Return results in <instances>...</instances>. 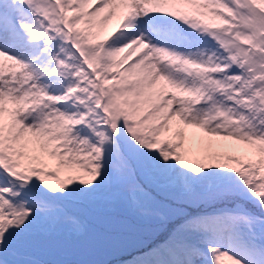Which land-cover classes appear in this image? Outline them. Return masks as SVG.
<instances>
[{"label": "snow or ice", "instance_id": "1", "mask_svg": "<svg viewBox=\"0 0 264 264\" xmlns=\"http://www.w3.org/2000/svg\"><path fill=\"white\" fill-rule=\"evenodd\" d=\"M129 247L264 264V0H0V264Z\"/></svg>", "mask_w": 264, "mask_h": 264}, {"label": "rangeland", "instance_id": "2", "mask_svg": "<svg viewBox=\"0 0 264 264\" xmlns=\"http://www.w3.org/2000/svg\"><path fill=\"white\" fill-rule=\"evenodd\" d=\"M125 219L127 223L130 225L131 230H142L144 232H147L151 227H153L152 224L146 223V222H138L136 221L133 217H131L129 214L125 213ZM134 247H129L126 251L123 252H128L130 251H135L132 250ZM119 249L115 250L109 257L108 259L110 260V264H116L117 261L121 260L118 256ZM123 263L127 261V259L123 258L122 259Z\"/></svg>", "mask_w": 264, "mask_h": 264}, {"label": "bare ground", "instance_id": "3", "mask_svg": "<svg viewBox=\"0 0 264 264\" xmlns=\"http://www.w3.org/2000/svg\"><path fill=\"white\" fill-rule=\"evenodd\" d=\"M122 264H124V263H122Z\"/></svg>", "mask_w": 264, "mask_h": 264}]
</instances>
